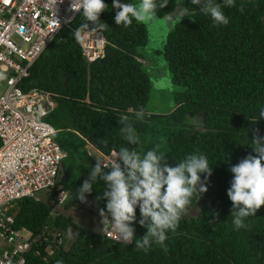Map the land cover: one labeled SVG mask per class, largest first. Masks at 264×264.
<instances>
[{
  "label": "trees",
  "instance_id": "obj_1",
  "mask_svg": "<svg viewBox=\"0 0 264 264\" xmlns=\"http://www.w3.org/2000/svg\"><path fill=\"white\" fill-rule=\"evenodd\" d=\"M179 1L168 0L166 7L157 9V16L163 19L172 13ZM181 1L191 15L178 20L170 32L165 59L174 83L185 92L176 97L170 114L147 110L151 81L138 54L148 42L147 29L135 21L127 28L117 26L113 0H105L109 8L100 17L109 25L107 29L85 30L105 37L103 59L89 64L74 36L85 22L81 12L59 33L24 81L26 91L58 95L57 107L47 121L59 131L57 142L67 157L60 182L52 191L55 204L19 201L16 227L38 235L48 226L73 239L70 248L65 243L52 257L44 250V257L30 254L28 264H264V206L255 217L247 218V228L234 230L233 203L227 195L233 178L230 167L255 155L246 144L255 137L256 129L264 135V118L255 121L258 106L264 105V0H236L234 7H225L227 25H216L191 0ZM218 3L223 5V0ZM141 107L145 118L135 120ZM122 116L134 122L141 138L138 147L143 151L159 143L173 166L194 152L205 154L212 166V175L205 181L208 191L198 198L203 202L200 214L192 218L183 214L179 227L168 232L164 244L153 243L147 250L135 247V241L125 245L107 239L105 227L95 233L54 214L59 196L78 191L88 179L89 167L97 162L91 147L112 157L113 151L128 146L120 133L118 119ZM105 187L100 180L88 195L100 209L106 207V201L98 199ZM196 203L194 196L191 204ZM134 226L137 239H142L146 228L138 223Z\"/></svg>",
  "mask_w": 264,
  "mask_h": 264
},
{
  "label": "built area",
  "instance_id": "obj_2",
  "mask_svg": "<svg viewBox=\"0 0 264 264\" xmlns=\"http://www.w3.org/2000/svg\"><path fill=\"white\" fill-rule=\"evenodd\" d=\"M77 6V0H0V264H28L30 254L44 257L43 250L52 257L68 238L48 226L38 235L18 229L16 207L24 199L55 204L52 191L67 157L57 142L59 131L47 121L58 95L26 91L23 83L59 33L79 16ZM78 40L89 64L105 57L107 41L101 33L85 31ZM42 192L47 201L40 198ZM67 196H59V205H65ZM104 235L124 244L110 232V224Z\"/></svg>",
  "mask_w": 264,
  "mask_h": 264
},
{
  "label": "clouds",
  "instance_id": "obj_3",
  "mask_svg": "<svg viewBox=\"0 0 264 264\" xmlns=\"http://www.w3.org/2000/svg\"><path fill=\"white\" fill-rule=\"evenodd\" d=\"M191 3L199 6L200 11L210 16L216 25H227L230 21L223 9L234 7L236 0H223V5L218 0H191ZM77 4L74 9L82 12L85 21L74 31L77 39L85 30L103 32L107 29L109 25L100 19L109 8L105 0H77ZM167 4L168 0H113L111 8L116 10V25L127 28L133 21L155 22L157 9ZM190 13L185 8V14ZM134 118L143 120L145 109L139 108ZM262 118L264 105H259L255 121ZM118 122L121 136L128 146L120 147L118 152L113 151V160L97 158L95 166L89 167L88 179L78 189L79 198L86 202L94 185L102 180L106 187L98 199L106 201V207L100 209L104 227L110 224V232L125 245L135 241V247L147 250L153 243L163 245L168 232H175L179 227L192 198L196 196L198 199L208 191L205 181L212 175V166L207 156L200 152L187 155L173 166L159 143L147 151L138 147L141 138L132 120L122 116ZM255 131V137L246 144L252 147L255 155L249 154L230 167L233 178L227 195L233 203L230 216L234 230L247 228V218L255 217L264 206V135L259 129ZM136 223L146 228L142 239H137ZM68 232L71 235L72 229L69 228Z\"/></svg>",
  "mask_w": 264,
  "mask_h": 264
},
{
  "label": "rangeland",
  "instance_id": "obj_4",
  "mask_svg": "<svg viewBox=\"0 0 264 264\" xmlns=\"http://www.w3.org/2000/svg\"><path fill=\"white\" fill-rule=\"evenodd\" d=\"M123 2H130V0H123ZM163 19L157 16L155 22L140 23L147 29L148 42L145 47L138 50L140 61L144 64V71L151 81V97L147 110L150 114L157 115L170 114L176 107V97L185 92L184 88L174 83L169 64L165 59V50L172 30L166 26ZM198 128L201 129L202 126H198ZM90 150L96 160L97 158L106 160V157L93 147ZM39 196L43 201L48 200L46 192L40 193ZM202 205L203 202L200 199H197V203L194 205L190 203L183 213L184 216L197 217L202 210ZM55 209L58 214L67 217L78 227L95 233H101L104 230L100 208L92 199H87L82 205L76 207L58 205ZM72 242L73 239L68 238L66 248H70Z\"/></svg>",
  "mask_w": 264,
  "mask_h": 264
},
{
  "label": "water",
  "instance_id": "obj_5",
  "mask_svg": "<svg viewBox=\"0 0 264 264\" xmlns=\"http://www.w3.org/2000/svg\"><path fill=\"white\" fill-rule=\"evenodd\" d=\"M185 8H187V7L184 6L182 4V1L180 0L176 9L172 13H170L169 15L164 17L163 20L169 29L173 30V28L175 27V24L177 23L178 20L187 18L188 16L191 15V13L185 14ZM87 199H88V196H87ZM82 203L83 202L79 198V192L78 191L74 190V191H71L70 193H68L67 200L65 203V205L67 207H76L77 205H80Z\"/></svg>",
  "mask_w": 264,
  "mask_h": 264
}]
</instances>
